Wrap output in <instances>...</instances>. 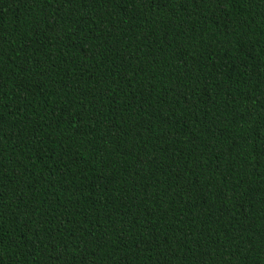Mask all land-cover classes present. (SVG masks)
<instances>
[{
	"label": "trees",
	"instance_id": "obj_1",
	"mask_svg": "<svg viewBox=\"0 0 264 264\" xmlns=\"http://www.w3.org/2000/svg\"><path fill=\"white\" fill-rule=\"evenodd\" d=\"M0 264H264V0H0Z\"/></svg>",
	"mask_w": 264,
	"mask_h": 264
}]
</instances>
